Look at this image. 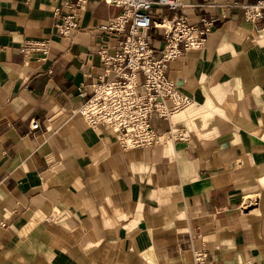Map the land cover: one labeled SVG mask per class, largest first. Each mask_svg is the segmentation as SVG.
Instances as JSON below:
<instances>
[{
    "label": "crops",
    "instance_id": "obj_1",
    "mask_svg": "<svg viewBox=\"0 0 264 264\" xmlns=\"http://www.w3.org/2000/svg\"><path fill=\"white\" fill-rule=\"evenodd\" d=\"M185 1L151 10L214 19L205 45L167 66L192 101L151 119L185 137L126 148L75 112L80 86L113 75L97 52L118 37L96 26L121 7L87 0L62 37L58 0H0V264H195L202 245L209 264H264V16L235 4L257 0ZM44 37L46 61L19 51ZM152 40L162 47L160 29Z\"/></svg>",
    "mask_w": 264,
    "mask_h": 264
},
{
    "label": "built area",
    "instance_id": "obj_2",
    "mask_svg": "<svg viewBox=\"0 0 264 264\" xmlns=\"http://www.w3.org/2000/svg\"><path fill=\"white\" fill-rule=\"evenodd\" d=\"M55 13L59 15L55 32L66 37L79 27V11L87 0H58ZM121 7V11L106 23L96 26V32L117 35L115 50L110 53L105 45L98 54L106 66L105 72H113L111 77L99 75L85 87H79L82 103L75 109L87 125L99 127L107 125L118 135L123 147L151 145L165 138L185 137V132L176 129L168 134L158 133L151 125L153 116L168 118L171 113L188 105L192 99L183 93L175 79L167 74L171 59L178 58L191 50L201 49L213 28L214 19L200 17L201 26L192 24L185 15L156 20L151 14L154 5L170 10L195 7V3L185 0H105ZM243 10L248 21L264 16V0L254 3H236ZM60 7L65 10L59 12ZM153 28L160 29L164 38L161 48L153 45ZM51 37L26 39L19 51L33 55L41 61L48 59ZM159 49V50H158ZM39 125L31 122L30 128ZM209 252L202 245L193 250L195 264H209Z\"/></svg>",
    "mask_w": 264,
    "mask_h": 264
}]
</instances>
